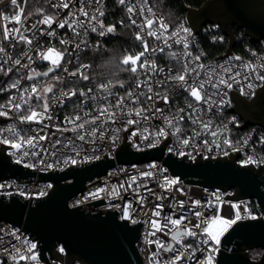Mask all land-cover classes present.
I'll use <instances>...</instances> for the list:
<instances>
[{"label":"built area","instance_id":"2783aa9c","mask_svg":"<svg viewBox=\"0 0 264 264\" xmlns=\"http://www.w3.org/2000/svg\"><path fill=\"white\" fill-rule=\"evenodd\" d=\"M112 0H100L99 8L100 11L104 13L103 16H99L98 19L104 25V31L107 27L112 26L106 20L107 7ZM117 3V9L115 12L118 13L116 18V23L120 26L130 25L134 27V34L139 32L143 35L144 40H146L150 48H160L164 47L165 51L163 53L157 51L155 53H146L145 57L142 59H147L149 61H155L158 68H163L165 71L160 77H153V91H161L162 88L156 87V80L163 79L168 75V69L172 68L175 70L180 67L177 63V59L184 61L185 48L183 43H175V40H181L186 42L189 47L187 52L192 54V57L200 56L199 63L204 65V68H216L221 69V66H231L232 72L237 70L240 71L241 75L238 77L240 80L239 84H233L232 90L228 91V97L231 101L230 105L223 107L222 110H216L215 115L212 116L214 128L219 129L223 132L222 135L213 137L209 134H203L196 138L194 143V148H180V145L176 141L175 137L171 134V130L166 129L169 134L166 138H160L156 147L162 145L168 140L166 145V153H168L169 148H180L181 151L188 153V155H178L180 157H186L187 159L195 160L197 157L201 156L203 158L207 157H224L230 154L238 153L237 162L242 165L253 164L257 167L264 166V127L260 125H248L243 128L244 121L240 118L237 113L231 111L234 106L233 92L241 94V87H244L245 94L242 96L247 100H252L260 88L264 86V81L256 79V75H264V52H259L254 48L247 47L245 49V54L234 55L233 52L226 53L217 58H210L209 52L203 46V35H209L212 42H217L226 38L223 29L218 24H206L201 29V33L197 34L189 25L187 19L181 20L178 24L173 25L166 14L161 10H156L153 7L152 0H125L123 5L120 4L119 0H114ZM60 0H18L19 7L12 5L10 0H0V47H4L8 56L12 59L8 63H4L6 57L3 53H0V66L3 67L4 71H0V88L6 89L5 91H0V105H5L3 110L8 114L6 116H0V129L5 131L0 132V141L4 138L11 139V133L7 131L10 127H14L17 132L22 135H35L33 131L42 127L40 124L36 123H21L19 116L28 114L26 107L22 109L20 113H17L14 109L7 107L9 100L11 98H16L18 101L20 96L19 89H29L32 85L38 87V92L43 94V90L47 87L52 88V92L47 93L48 102L50 105V114L53 119L51 121L45 120L44 124L50 125L44 131L49 134L50 139H55L57 137H71L72 132H55V125L60 127H68L63 123L65 117L72 116L74 113L89 112L91 115H95V109L101 107L102 105L97 103L104 93L96 90L95 85L100 84L98 81H83L77 77H69L68 73L62 71L63 68H67L68 72L76 71L81 65H88L87 69H83V74L87 75L90 69V64L87 60H83V55L85 51L92 46L104 45L106 40L110 37L111 33L104 36H100L98 33L102 30L97 26V32H92L90 29L87 31V35H84L83 28H77V31L81 33V36H76L72 29L59 28L58 23L65 19L72 22L71 17L68 15L70 12H76L77 8L82 5L79 0H73V4L70 5L69 9H57L52 5L59 3ZM135 5V15L127 12V7ZM97 5L95 0L93 3L86 7L89 13H93ZM141 7L151 8V13L144 12L141 13L139 9ZM23 9L21 12L20 10ZM19 14L21 20L19 23L14 22L12 19L14 16ZM45 16H54L56 22L53 23L51 27L39 24ZM7 17L8 19H5ZM151 18L157 23L153 26V31L159 29V22L163 21L168 25V30L162 32V38L160 40L154 37H149L147 35V29H141L140 25L144 24L145 19ZM77 19L84 21L82 16H78ZM131 19L137 21L136 25L131 24ZM37 25V27H33ZM20 29L24 35L32 40V43L26 44L19 41L18 39H4V29ZM187 28L189 33L180 32L179 36L173 37L172 33L176 32L178 29ZM28 31H25V30ZM222 30V32H221ZM53 32L54 35H48V33ZM81 39L86 42L81 43ZM167 39L168 46H165L164 40ZM137 40V39H136ZM61 41H66L67 43H61ZM140 49L133 54H138L142 51V44L138 41ZM75 44H80V49L74 47ZM49 48L55 49L57 52L67 53L64 55L63 59L60 61L62 68L56 69L54 72L45 76L36 77L35 80H28L25 77L30 74L31 69H35L36 73L47 72L52 65L47 60L40 59L38 53H46ZM27 53V55H25ZM172 53L176 54L174 58ZM28 56L32 57L29 61ZM239 59H236V58ZM16 59H21V64H28L29 68L20 67L14 64ZM71 60V63L67 61ZM245 65L250 66V68H255V72H250L249 69L245 68ZM8 68H12L11 72L5 75ZM226 74V75H230ZM249 76L248 80H245V76ZM59 76L61 79L57 81L55 77ZM145 73L141 70L140 75L137 77L134 75L133 80H143L145 79ZM19 80V89H7V86L12 82ZM74 81V83H73ZM131 81V82H132ZM130 82V83H131ZM129 83V84H130ZM252 83L254 87L252 89L247 88V84ZM129 84H123L124 87H113L111 91L115 93L114 96L110 97V100L115 101L117 97L125 96L126 89H129ZM114 85V84H112ZM88 88H93L96 92L97 101L87 100L84 96H74L71 99L64 100L63 106H57L53 100V96L59 97L62 92H67L72 89L83 90L87 92ZM146 91V89H144ZM254 93V95L252 94ZM91 95V93L89 94ZM169 104H165L162 100H156L153 104L150 101H145L142 107H160L165 110V115L172 117L177 114L178 108L186 107L190 98L187 97V93L178 88L172 87L168 89ZM143 99V98H142ZM30 103L37 111H42L39 107L40 101H37L35 96H33ZM209 114L204 113L203 119L207 120ZM235 117V121L232 118ZM128 117H126L127 119ZM134 118V117H133ZM154 126V127H151ZM184 129V135L190 136L192 125L189 121L185 120L182 125ZM226 126V130L224 127ZM108 129L110 130L106 133L105 139L97 140L95 144L92 143H81L80 156L75 157L74 152H70L66 149H60V152L64 155L60 156L63 160L66 155H72L77 159L75 165L54 163L55 157H50L44 153L38 157H26L19 163L21 165L30 164L36 174L29 178H18V177H8L0 181V196L7 200L12 197H20L27 204L35 203L37 200L48 195L51 190L53 183L50 181L43 180L39 177L40 172L48 171H63L71 166L82 167L87 164L93 163L98 160L113 158L116 159V152L120 145L127 141L130 145L132 151H144L147 149L155 148L150 146L151 138L149 140L143 139V137L136 135L133 136L132 133L138 130H143L147 128L148 133L155 134L156 130L159 128H164V122L157 117L148 122H141L140 125L126 126L121 122L115 124H108ZM119 129V132H115ZM55 132L53 136L52 133ZM115 135L118 136V144L113 147L109 142L108 137ZM44 134V133H41ZM227 139L230 143L224 144L223 140ZM208 141L205 146L202 141ZM42 145L47 146V141H41ZM139 145V149L137 147ZM0 147L6 148V153L11 157L12 161L16 163L20 156L17 152L13 155L15 150L11 149L8 145L0 142ZM32 151V149H27ZM98 157V158H97ZM41 158L45 161V164H41ZM48 163H54V167L47 168L45 165ZM155 165L156 167H150ZM145 172L152 173L151 176L142 175ZM133 178H135L133 180ZM168 180H178L179 183L175 185H165V179ZM162 185H164L162 187ZM264 190V184L261 186ZM164 197L162 200H158L157 197ZM184 202V206L180 207V202ZM199 201V205L194 206V202ZM157 204H162L163 208L160 210V216L156 217L152 215ZM131 205V207H128ZM236 207H233V206ZM69 206L83 207L92 214H103L109 211L117 212V217L119 220H124L122 209L128 207L129 215L136 222L133 223L132 219L127 221L131 225L141 224V233L139 239L136 241V246L140 257L142 258L144 264H155L153 260V254H156V259L163 264L165 261L173 259L174 253L165 252L161 250L156 241H160L165 245L173 244L175 242L171 239V234L166 228L163 227L165 222V217L171 215L174 219H179L181 216L186 217L182 222L181 231H183V225H187L188 228H192L193 231L197 233L195 237H184L183 243L191 245V248L185 249V259H183L180 264H202L206 261L208 255L213 256V264L217 263L220 250L223 248L222 244L218 246V251H213L215 247L211 242L210 238L203 234L204 227L207 224H202L200 228H193V225L200 222V220L195 216L196 211L203 213L201 219L208 221L215 215H220L224 218H234L236 212H240L242 219L249 220L252 217H262L264 218V211L255 199L242 198L238 199L234 197V190L230 189L223 191L219 188L205 187L196 183L186 182L178 176H175L170 168L163 162V160H148L141 161L137 163H127V162H117L115 161L114 166H112L105 174L96 176L90 181L85 183L83 189L74 197L69 200ZM159 220L161 222V231H156L153 228L151 221ZM0 237H3L4 243L0 244V264H64L56 258H49V263L43 261L40 258V243L31 236V234L26 231L22 226L15 225L7 221H0ZM16 230L17 235L21 237L20 240H16L10 233ZM155 232V235L152 233ZM27 240L30 243H35L37 247L33 250L34 254L37 256V260H26L20 261L17 259L13 261L11 254H14L12 245L22 249L24 252L28 244L24 241ZM208 240V243H204ZM151 241V243H150ZM4 248H8L9 252L3 251ZM61 248V247H60ZM11 253V254H10ZM25 254H27L25 252ZM76 264H81L77 262Z\"/></svg>","mask_w":264,"mask_h":264},{"label":"snow or ice","instance_id":"6c2138e0","mask_svg":"<svg viewBox=\"0 0 264 264\" xmlns=\"http://www.w3.org/2000/svg\"><path fill=\"white\" fill-rule=\"evenodd\" d=\"M120 4L123 5L125 0H119ZM12 5L19 7L18 0H10ZM79 3L82 5L81 7L77 8L76 12H70L68 15L71 17L72 22H69L68 19L63 20L62 22L58 23L59 28H65L67 25L68 28L72 29L73 33L76 36H81V33L77 31V28L84 29V35H87V31L90 29L92 32H97V26H99L102 30L98 33L100 36H104L109 33H113L115 31V26L107 27L106 31H104L103 23L98 19L99 16H103L104 13L100 11L99 4L100 0H95V4L97 7L93 13H89L86 10V7L93 3V0H79ZM73 4V0H60L59 3H55L52 6L57 9H69L70 5ZM135 5H131L127 7V12L130 14L135 15ZM21 12L23 9L20 10ZM141 13L148 12L151 13V8L141 7L139 9ZM98 13V15H97ZM78 16H82L84 21L77 19ZM5 19H8L5 17ZM14 22L19 23L21 20V16L17 14L12 18ZM54 16H45L41 21L37 22V25L44 24L49 27L55 23ZM157 22L151 18H147L144 21L143 25H140L141 29H147V35L149 37H154L157 40L162 38V32H166L168 30V25L163 21L159 22V29L153 31V26ZM131 24L136 25L137 21L135 19H131ZM37 25H33V27H37ZM25 31H28L27 29ZM189 33V29L182 28L178 29L176 32L172 33L173 37L179 36L180 32ZM190 34V33H189ZM48 35H54L53 32L48 33ZM135 38L141 42L142 44V51H140L135 56L133 55H126L123 57L121 63L126 66V70L130 71L132 74L136 75L137 77L140 75L141 70L144 71L146 78L143 80H133L128 88L132 90L126 89V95L120 96L115 99V101L110 100V97L114 96L115 93L111 91L113 87L116 85H112L110 83H100L95 85L97 91L104 93L97 101L96 92H94L93 88H88L87 92L78 89H72L67 92H62L59 97L53 96V100L57 106H63L64 100L71 99V97L80 95L86 97L87 100H94L97 103L101 104V107L95 109L96 114L91 115L89 112H82V113H74L72 116L65 117L63 123L68 125V127H60L58 124L55 125V132H72L73 135L71 137H57L55 139H50L49 134L44 130L50 125L44 124L45 120L51 121L53 119L52 115L50 114V105L47 98V93L52 92L51 87H47L43 90V94L38 92V87L34 84L31 86L30 90L19 89L20 81L16 80L7 86V89H19L20 96L18 101L16 98H11L9 100V104L7 107L14 109L17 113H20L22 109L26 107L27 113L24 115H20L19 119L21 123H36L42 125L41 128L33 130L36 134L35 135H22L20 132H17L14 127H10L7 129L8 132L11 133L12 138H4L2 143L8 145L11 149L15 150L13 155H16L17 152L20 153L19 158L17 159L16 163H21L24 158L26 157H38L41 156V153H44L50 157H55L56 160L54 163H63V164H73L77 163V159L74 158L72 155H66L63 160L60 159L61 155H64L60 152V149H66L70 152L75 153V157L80 156V151L77 149H81V143H92L95 144L97 140L105 139L106 133L110 130L108 129V124H115L117 122H121L126 126L131 125H140L141 122H148L152 119H156L159 117L163 122L165 127L159 128L156 130L155 134H145L148 132L147 128L143 130H138L133 132L132 135L136 136L139 135L143 137L145 140H149L151 138L150 146L156 147L160 138H166L169 132L166 129L171 130V134L175 137L176 141L180 145V148H194V141L197 137L203 134H209L213 137H217L218 135H222L223 132L213 126L212 116L215 115L214 109L222 110L223 107L230 105L231 101L228 97V91L232 90L233 84H239L241 73L239 70L232 72L231 66H221L220 70L216 68H204V65L199 63L200 56L192 57L190 52H187V48L189 45L186 42H182L181 40H175L174 42L179 44L183 43L185 48L184 57L185 60L182 62L177 59V63L180 64L179 68L173 70L172 68L168 69V75L165 76L163 79L156 80V87L162 88L163 92L161 91H153V77H160L162 73H164L163 68H158L155 61H149L147 59H142L145 57L146 53H155L157 51L163 53L165 51L164 47L160 48H150L148 42L144 40L143 35L139 32L136 34ZM4 39H18L21 42L26 44H31L32 40L24 35V33L18 29H4ZM61 43H67L66 41H61ZM81 43L85 44L86 42L81 39ZM165 46H168L167 39L164 40ZM74 47L76 49H80V44H75ZM0 53H3L6 59L4 63H8L9 60L12 58L8 56L7 52L5 51L4 47H0ZM67 53L64 52H57L55 49L49 48L46 53L41 52L38 53L40 59L47 60L50 62L52 67L48 69L47 72L43 73H36L35 69L30 70V74H27L24 79L28 80H35L37 76H45L47 77L50 72L56 71L58 68H62L60 61L63 59L64 55ZM27 55V53H25ZM173 57H176L175 53H172ZM29 61L32 60L31 56H28ZM236 59H239L238 57ZM71 63V60L67 61ZM14 64L20 67L29 68L28 64H21V59H16ZM88 65H81L76 71L68 72L67 68H63L62 71L68 73L69 77H77L78 79H82L83 81H89L90 77L88 75L83 74V69H87ZM264 67V65H261ZM245 68L249 69L250 72H255V68H250V66L245 65ZM0 71H4L3 67L0 66ZM12 68H8L5 72L7 75L8 72H11ZM230 75H226L229 74ZM57 81L61 78L59 76L55 77ZM245 80L249 79V76L244 77ZM256 79L260 81H264V75L257 74ZM74 83V81H73ZM119 87H124L121 83ZM172 87H178L184 90L187 93V97L190 98L189 102L187 103L186 107L178 108L177 114L169 117L165 115V110L160 107H142L141 105L145 101H150L153 104L156 100H162L165 104H169V95L168 89ZM254 85L252 83L247 84L248 89H252ZM146 89V91H144ZM6 89L0 88V91H5ZM241 94H245L244 87L240 89ZM91 93V95H89ZM254 95V93H252ZM33 96H35L37 101H40L39 107L42 108V111H37L35 107L30 103ZM143 98V99H142ZM6 107L5 105H0V109ZM204 113H208V119H203ZM8 113L0 110V116H6ZM126 117H128L126 119ZM134 117V118H133ZM187 120L191 123L192 130L190 136L184 135V129L181 126L182 123ZM232 121H235V117L232 118ZM154 127V126H151ZM226 130V126L224 127ZM5 130L0 129V132ZM55 132L52 135H55ZM115 132H119V129H116ZM115 132L112 136L108 137L109 142L113 147L117 146L118 144V136L115 135ZM44 133V134H41ZM264 139V138H262ZM41 141H47V146L42 145ZM202 143L206 146L208 141H202ZM224 144H229L230 142L225 139L223 140ZM139 149V145H137ZM180 148H169L168 151L170 153H176L178 155H188V153L181 151ZM27 149H32L29 151ZM98 158V157H97ZM41 164H45V161L41 158ZM54 163H48L45 166L47 168L54 167ZM25 167H32L30 164H25ZM150 167H156L155 165H151ZM142 175L144 176H151L152 173L145 172ZM135 178H133L134 180ZM179 183L178 180L172 179L168 180L165 179V185H175ZM164 185H162L163 187ZM0 187H3L0 185ZM164 197L158 196V200H162ZM199 201L194 202L195 205H199ZM184 206V202H180V207ZM128 207H131L129 205ZM128 207L122 209L123 211V218L128 220L132 219L129 215ZM233 207H236L235 205ZM163 208L162 204H157L155 206V210L152 212V215L159 217L160 210ZM195 216L200 220L199 223L193 225V228H200L202 224H207L204 227L203 234H206L213 245V251H218V246L221 243V237L233 226L235 225L242 216L240 212H236L234 218H224L220 215L213 216L210 220L205 221L201 219L203 217V213L200 211H196ZM255 219L256 217H252ZM165 222L163 227L168 230L171 234V239L175 242V245H179V247L174 246L173 244L165 245L160 241H156L158 247L165 251V252H172L174 253L173 259L169 261L163 262V264H180V262L185 259V249L191 248V245H187L183 243V238L188 237H195L197 233L193 231L192 228H188L187 225H183V231H181L182 222L186 219V217L181 216L179 219H174L171 215L166 216ZM132 222L135 223L136 221L132 219ZM153 228L156 231H161V222L159 220L151 221ZM2 231V230H0ZM155 235V232L152 233ZM16 240H20L21 237L17 235V231L13 230L10 233ZM208 240H205L204 243H208ZM4 240L3 237H0V244H3ZM25 244L29 246L27 249L22 252V249L15 244L12 245V249L14 254H11V258L13 261L19 259L20 261L26 260H37V256L34 254V249L37 247L35 243H30L29 241L25 240ZM151 243V241H150ZM4 252L8 253V248L3 249ZM63 251V249H61ZM25 252L27 254H25ZM153 260L155 264H161L159 260L156 259V254H153ZM202 264H213V256L210 254L208 255L206 261L202 262Z\"/></svg>","mask_w":264,"mask_h":264},{"label":"water","instance_id":"95a60500","mask_svg":"<svg viewBox=\"0 0 264 264\" xmlns=\"http://www.w3.org/2000/svg\"><path fill=\"white\" fill-rule=\"evenodd\" d=\"M186 19L197 33L206 24H218L229 38L228 53L236 44L234 26L244 29L251 42L264 40V0H208L202 7L188 10ZM50 74V73H49ZM39 77V76H37ZM237 113L248 125L264 127V87L252 100L237 92L232 94ZM168 140L159 147L132 151L124 141L116 159L106 158L82 167L71 166L63 171L40 172L39 177L53 183L48 195L27 204L20 197L10 200L0 196V221L22 226L40 243V258L49 263L56 258L64 264H144L136 241L141 224L119 220L117 212L92 214L83 207H70L69 200L85 183L105 174L115 161L137 163L163 160L175 176L223 191L234 190L238 199H255L264 211V166L242 165L238 153L224 157H197L195 160L166 153ZM36 172L12 161L5 147H0V181L8 177L29 178ZM216 264H264V218L241 220L222 237ZM61 247V248H60ZM250 248H261L259 260L247 255ZM63 249V251H61Z\"/></svg>","mask_w":264,"mask_h":264},{"label":"trees","instance_id":"16d2710c","mask_svg":"<svg viewBox=\"0 0 264 264\" xmlns=\"http://www.w3.org/2000/svg\"><path fill=\"white\" fill-rule=\"evenodd\" d=\"M156 10L163 11L169 21L175 25L186 19L190 8L198 9L208 0H152ZM106 20L115 26V31L111 33L104 45L92 46L88 48L83 60H87L90 69L87 75L90 80L100 83H110L114 85L129 84L134 78V74L126 70L121 61L124 56L137 52L140 49L135 34L134 27L130 25L120 26L116 23L118 13L116 1L112 0L107 7ZM222 32V30H221ZM236 44L232 48L234 55L245 54V49L251 47L259 52H264V40L261 42H251L245 35L244 29L234 26ZM203 46L209 52L210 58H217L226 54L230 47L229 38H223L217 42H212L209 35H203ZM263 250L261 248H250L247 255L252 260H259Z\"/></svg>","mask_w":264,"mask_h":264},{"label":"rangeland","instance_id":"374dc122","mask_svg":"<svg viewBox=\"0 0 264 264\" xmlns=\"http://www.w3.org/2000/svg\"><path fill=\"white\" fill-rule=\"evenodd\" d=\"M136 54H133V56H135Z\"/></svg>","mask_w":264,"mask_h":264},{"label":"flooded vegetation","instance_id":"af4514ba","mask_svg":"<svg viewBox=\"0 0 264 264\" xmlns=\"http://www.w3.org/2000/svg\"><path fill=\"white\" fill-rule=\"evenodd\" d=\"M264 87V86H263Z\"/></svg>","mask_w":264,"mask_h":264}]
</instances>
